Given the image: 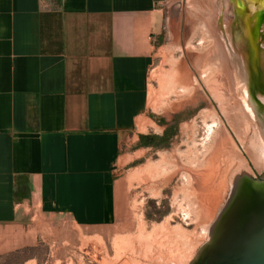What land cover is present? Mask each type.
I'll list each match as a JSON object with an SVG mask.
<instances>
[{
	"label": "crops",
	"instance_id": "obj_1",
	"mask_svg": "<svg viewBox=\"0 0 264 264\" xmlns=\"http://www.w3.org/2000/svg\"><path fill=\"white\" fill-rule=\"evenodd\" d=\"M157 3L0 0V255L35 242V214L115 218L117 169L152 147L139 135H159L137 129L159 126L147 116Z\"/></svg>",
	"mask_w": 264,
	"mask_h": 264
},
{
	"label": "rangeland",
	"instance_id": "obj_2",
	"mask_svg": "<svg viewBox=\"0 0 264 264\" xmlns=\"http://www.w3.org/2000/svg\"><path fill=\"white\" fill-rule=\"evenodd\" d=\"M157 1L161 13L160 39L148 73L147 116L159 126L148 119L140 121L147 124L145 131L159 135L166 131L165 143L133 152L129 164L117 169L115 218L87 227L64 215L42 217L35 214L27 224L35 242L1 254L0 264H189L207 241L209 227L226 202L232 173L242 165L252 176L262 173L264 155L259 157L249 152L254 139L251 118L244 126L239 124L238 138L221 114L217 100L202 83L205 77H199L201 69L191 57L208 48L203 24L209 22V12L218 5L221 20H228L231 30L227 42L232 53L236 50L232 46L231 33L235 30L233 24H238L235 32L239 34L249 15L244 0H231L232 4L225 0ZM248 2L245 6L250 7ZM262 5L254 8L252 14L259 34L264 32V2ZM222 12H226L225 15ZM260 38L261 35L258 40ZM233 61L231 65L237 67L236 58ZM182 72L187 73L189 93L179 89ZM193 76L201 82L194 85ZM238 98L244 105L250 99L242 94ZM256 102L263 104V101ZM213 112L220 118L219 124H223L227 135L222 147L218 146L209 177L205 178L208 167L199 164L207 158L205 152L215 138L211 136L209 143L203 144L206 133L203 121L210 124ZM137 129L140 131L138 124ZM138 170L143 173L136 174Z\"/></svg>",
	"mask_w": 264,
	"mask_h": 264
},
{
	"label": "bare ground",
	"instance_id": "obj_3",
	"mask_svg": "<svg viewBox=\"0 0 264 264\" xmlns=\"http://www.w3.org/2000/svg\"><path fill=\"white\" fill-rule=\"evenodd\" d=\"M225 1H227L228 3L229 2L231 3V0H225ZM260 3H261V0H260ZM248 4H250L251 10L254 9L255 6H253L254 5L253 0H249ZM227 5L224 4V6H227ZM262 6L263 5H261V7ZM201 7H203V5ZM214 8H215L214 11L211 10L212 13H210L211 11L209 10L211 8L207 9L210 11L208 12L211 17L206 14L208 17H210V20L209 22H206V21L205 23L203 22L204 23L203 25L205 26V36L203 37H205L209 41L208 48H206L203 53H200L199 51V54H191V53L190 54H191V57L196 59L197 66L194 63L195 60H193V63L195 64V66L201 69V71L198 73L199 77L200 78L205 77L202 80V83L206 85L209 92L217 100L221 114L224 116L228 124H230V127L233 128L238 138L240 137L239 124L243 125L248 122H251L249 121V119L251 118L252 120L251 125H252V128L254 129L253 131L254 139H253V146L250 148L249 152L253 151L256 154H259V157H262V155H264V105H263L264 104V49H262L263 48L262 46L260 48V45H259L260 39L258 40V37L261 34H259L258 27H256L254 24L255 19L253 20L252 18L253 15L249 13V15H247V17L242 23V27L239 31V34H238V31L237 33L235 32L236 30H234L231 33V35L233 36L232 42L234 43L232 44V46L234 45L235 47L234 46L233 47L234 49H236L233 52L235 54L234 55L226 39L229 37L228 32L231 31L229 29V22L228 20H225V21L221 20V10L219 9V5L218 7H214ZM222 13L225 15L226 12H222ZM235 17L237 18V16ZM225 19H228V16H225ZM225 23H226V26H224ZM239 35L241 36V39L239 38ZM239 53L242 54L243 57L239 55ZM235 58H236L237 67H235L234 65H231V62L235 63L233 61ZM243 64L246 66L248 73L245 72L246 69ZM186 74L187 73L182 72V75H180V83H181L180 85L182 86L179 89L182 92L187 91L189 93L191 91H189L190 89L188 88L189 81L187 79L188 77ZM200 78L193 76L192 77L193 84L194 85L199 84L201 82ZM238 82H241L239 83L240 86H238ZM193 84H191V87ZM226 90H228V95L226 94ZM239 94L240 95L242 94L243 97H246L247 99L248 97H250L246 105H244V103L242 104L239 98L237 100V97ZM241 99L243 98L241 97ZM257 100H259L260 102L263 101L262 102L263 104L256 102ZM245 102H246V99H245ZM209 113H210V109H209ZM208 115H206V117ZM210 116H212V114H210ZM216 116H217L216 112H213V117H211L212 119H211L210 124L207 123L206 121H203L204 125L206 126L205 137L203 138V141H202L203 144L209 143V138L211 136H214L215 138L214 144L211 143L213 145L209 146L210 148H208L209 150H207L208 151L207 153L205 152V154H207L206 155L207 158L204 159V162H200L199 164L203 166L207 165L206 167H208V171L204 175L205 178L209 177L210 170H212L214 166L212 164L215 161L214 159L216 158L215 155L217 154V150L219 149L218 146H221L222 142L224 144V141L226 140V135H227V132H226L227 130L225 129V127L222 126L223 124L222 125L219 124L221 123L220 118ZM215 124L217 125V128H214ZM138 126H139L140 131H145L147 127L146 124H144V122L143 123L140 122ZM141 171L142 170H138V171H135V173L138 174V173H141ZM131 178H133V176H131ZM186 213L188 214V211H186Z\"/></svg>",
	"mask_w": 264,
	"mask_h": 264
},
{
	"label": "water",
	"instance_id": "obj_4",
	"mask_svg": "<svg viewBox=\"0 0 264 264\" xmlns=\"http://www.w3.org/2000/svg\"><path fill=\"white\" fill-rule=\"evenodd\" d=\"M208 234L189 264H264V167L255 177L243 165L232 173L228 197Z\"/></svg>",
	"mask_w": 264,
	"mask_h": 264
},
{
	"label": "trees",
	"instance_id": "obj_5",
	"mask_svg": "<svg viewBox=\"0 0 264 264\" xmlns=\"http://www.w3.org/2000/svg\"><path fill=\"white\" fill-rule=\"evenodd\" d=\"M167 139L166 137V134L165 135H139V141H138V144L141 145V146H154V147H158V146H161L162 144L165 143V140ZM20 176H16L15 178V182L17 181L18 182V178ZM14 197L16 200H19L20 199V194L18 191H15L14 192Z\"/></svg>",
	"mask_w": 264,
	"mask_h": 264
},
{
	"label": "flooded vegetation",
	"instance_id": "obj_6",
	"mask_svg": "<svg viewBox=\"0 0 264 264\" xmlns=\"http://www.w3.org/2000/svg\"><path fill=\"white\" fill-rule=\"evenodd\" d=\"M241 7V6H240ZM246 8V7H245ZM246 10V9H245ZM262 15H263V13H261V16L260 17H262ZM236 21L238 20L237 18L235 19ZM260 20V19H259ZM238 22V21H237ZM256 26V25H255ZM233 27H234V29L236 30V29H239V25L238 24H233ZM257 27V26H256ZM259 28V27H258ZM241 29V28H240ZM256 30H257V28H256ZM263 34V35H262ZM261 34V38H260V42H259V45H260V48H261V46L262 47H264V32ZM165 134H167V132L166 131H164V133L163 134H161V135H165ZM259 175H261V174H258V175H255V176H259ZM255 176H253V177H255Z\"/></svg>",
	"mask_w": 264,
	"mask_h": 264
}]
</instances>
